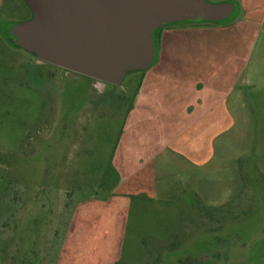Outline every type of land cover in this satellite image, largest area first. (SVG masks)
Wrapping results in <instances>:
<instances>
[{"label": "rangeland", "instance_id": "rangeland-1", "mask_svg": "<svg viewBox=\"0 0 264 264\" xmlns=\"http://www.w3.org/2000/svg\"><path fill=\"white\" fill-rule=\"evenodd\" d=\"M208 1L115 86L11 46L3 0L0 264H264V0Z\"/></svg>", "mask_w": 264, "mask_h": 264}, {"label": "water", "instance_id": "water-1", "mask_svg": "<svg viewBox=\"0 0 264 264\" xmlns=\"http://www.w3.org/2000/svg\"><path fill=\"white\" fill-rule=\"evenodd\" d=\"M30 19L10 26L16 46L37 59L121 86L156 60L155 33L176 23L223 22L236 3L208 0H24Z\"/></svg>", "mask_w": 264, "mask_h": 264}, {"label": "flooded vegetation", "instance_id": "flooded-vegetation-1", "mask_svg": "<svg viewBox=\"0 0 264 264\" xmlns=\"http://www.w3.org/2000/svg\"><path fill=\"white\" fill-rule=\"evenodd\" d=\"M21 2L23 3V5L25 6V8L28 10V14H29V17L26 19V20H28V19H30L31 18V16H32V11L28 8V6H27V4L25 3V1L24 0H21ZM238 5V4H237ZM236 11H237V7H236ZM235 14V13H234ZM243 14V13H242ZM25 21V20H24ZM14 23H17V22H12V21H9V25L7 26V29H6V37H7V34L9 35V29H10V26L12 25V24H14ZM157 33V32H156ZM155 33V41H156V44L158 43V39H157V34ZM4 35V34H3ZM5 36V35H4ZM11 38H7L6 40H7V42L11 45V46H13V47H16V48H19V47H17L16 46V40L12 37V36H10ZM30 54V53H29ZM32 55V54H31ZM33 56V55H32ZM34 57V56H33ZM35 59H37L36 57H34ZM37 61L38 62H40V63H46V62H44V61H41V60H39V59H37ZM46 64H49V63H46ZM52 65V64H51ZM60 68V67H59ZM60 71L62 72L63 71V76L64 77H68V78H70V79H72V80H79V79H81L82 77H86V76H83V75H79V74H76V73H72V72H70V71H68V70H66V69H63V68H60ZM87 78H89V77H87ZM90 79H92V78H90ZM92 80H94V79H92ZM94 82H95V84L97 83V82H99V81H96V80H94Z\"/></svg>", "mask_w": 264, "mask_h": 264}, {"label": "crops", "instance_id": "crops-1", "mask_svg": "<svg viewBox=\"0 0 264 264\" xmlns=\"http://www.w3.org/2000/svg\"><path fill=\"white\" fill-rule=\"evenodd\" d=\"M2 3H3V0H0V9H1V5H2ZM260 7H261V4H260V2L258 1V4H257V7H256V10L260 9Z\"/></svg>", "mask_w": 264, "mask_h": 264}, {"label": "trees", "instance_id": "trees-1", "mask_svg": "<svg viewBox=\"0 0 264 264\" xmlns=\"http://www.w3.org/2000/svg\"><path fill=\"white\" fill-rule=\"evenodd\" d=\"M224 22V21H223ZM219 23H222V22H219ZM173 25V24H172ZM169 26H171V25H169ZM166 27H168V26H165L164 28H166ZM157 34V33H156ZM156 47H157V54H158V45L156 44Z\"/></svg>", "mask_w": 264, "mask_h": 264}]
</instances>
